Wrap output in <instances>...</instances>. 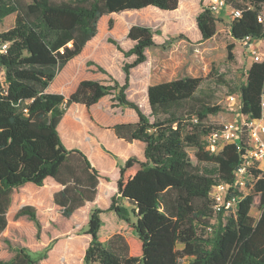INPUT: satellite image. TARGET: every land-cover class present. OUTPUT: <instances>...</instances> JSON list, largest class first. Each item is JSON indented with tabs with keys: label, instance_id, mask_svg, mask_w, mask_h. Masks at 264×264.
Instances as JSON below:
<instances>
[{
	"label": "trees",
	"instance_id": "1",
	"mask_svg": "<svg viewBox=\"0 0 264 264\" xmlns=\"http://www.w3.org/2000/svg\"><path fill=\"white\" fill-rule=\"evenodd\" d=\"M223 1L224 10L233 12V39H264V0ZM203 2L196 21L206 41L217 35L219 19ZM179 5L180 0H0V24L15 16L13 27L0 33V45L7 44L0 52V237L9 225L14 190L27 184L43 187L48 178L59 184L53 201L67 218L97 199L100 173L82 150L66 147L60 125L73 105L89 109L117 93L120 106L133 109L139 119L111 129L126 143H145L144 160L132 156L125 161L109 208L127 224L129 235L101 236L104 211L93 210L84 264H264V170H250L246 193L234 188L245 150L235 144L217 154L206 150L207 137L222 129L209 118L224 109L198 96L205 79L184 76L150 86L149 114L127 98L131 70L145 63L147 50L156 46L152 27L132 26L127 38L133 47L127 52L110 39L126 58L135 57L123 67L124 85L84 80L69 96L48 91L98 32L102 37V17L149 7L171 12ZM227 49L228 59L234 60L235 44ZM63 86L57 80L51 88ZM236 92L239 113L259 118L264 62L251 64ZM247 147L243 138L242 148ZM220 183L231 185L241 198L235 213L216 214L211 193ZM257 197L259 217L254 218ZM21 216L37 220L36 209L24 206ZM216 216L218 226L212 224ZM46 257L47 251L34 256L18 248L2 264H37Z\"/></svg>",
	"mask_w": 264,
	"mask_h": 264
},
{
	"label": "rangeland",
	"instance_id": "2",
	"mask_svg": "<svg viewBox=\"0 0 264 264\" xmlns=\"http://www.w3.org/2000/svg\"><path fill=\"white\" fill-rule=\"evenodd\" d=\"M182 3L181 9L177 11H160L150 7L141 11L104 16L101 23L102 37L98 36L94 47L87 51L84 58H76L69 63L56 80L60 78L66 84L69 83L68 79L74 78V84L77 83V86L80 82L91 79L99 80L104 85H113L115 81L124 85L123 67L127 63H132L135 57L126 58L110 39L127 52L132 47L127 38L132 26L146 24L156 32L154 36L156 46L147 50L145 63L131 70L129 88L126 90L127 98L134 103L136 100L142 101V104H139L141 109L148 111L150 108L145 101L150 86L184 76L201 77L205 80L198 96L224 109L221 113L211 116L210 123L221 125L227 121L237 122L240 119L234 116L235 106L230 104L229 97L238 95L236 91L246 81L247 70L253 63L248 52L249 46L232 38L229 26L233 12L228 8L216 14L219 19L216 38L203 45L198 37L200 31L196 21L202 4L200 0H182ZM188 6L193 7L194 14L185 16ZM14 21V15L5 19L0 24V33L13 27ZM231 44H235V59L232 61L228 59L227 49ZM249 45L264 52V39L249 42ZM210 52L211 58L203 60V54ZM100 67L106 72H101ZM52 85L49 92L60 93L51 91ZM77 86L70 85L61 92L64 91L65 95L69 96ZM116 95L117 93L104 98L89 112L85 107L69 108L60 125L66 147L82 150L99 171L98 200L67 218L54 204L53 196L57 188L51 181L45 183L43 187L27 184L14 190L8 216L9 225L0 237V264L11 259L18 248H26L34 256L47 251L46 259L37 264H84V256L91 242V237L87 234L88 224L93 210L96 209L104 211L101 215L104 222L100 230L101 236L111 237L120 232L126 234L127 224L114 212H110L109 208L117 194V182L120 169L125 163L124 159L129 158L132 151L123 158L127 152L125 147L127 144L119 141L111 128L116 124L130 123L127 117L129 111L137 113L131 108L120 106ZM135 151L138 157L143 158L144 144L138 143ZM190 155L197 164L194 151L191 150ZM261 166L264 169V162ZM244 192L247 193L248 190L245 189ZM123 205L129 204L124 201ZM258 205L257 197L251 211L254 218L259 217ZM24 206L36 209L37 220H32L28 216L17 217L19 210ZM131 217L135 222L134 215ZM219 221L220 217L216 216L212 224L218 226ZM186 262L182 260L181 263Z\"/></svg>",
	"mask_w": 264,
	"mask_h": 264
},
{
	"label": "built area",
	"instance_id": "3",
	"mask_svg": "<svg viewBox=\"0 0 264 264\" xmlns=\"http://www.w3.org/2000/svg\"><path fill=\"white\" fill-rule=\"evenodd\" d=\"M210 10L218 14L226 7L223 0H212L209 5ZM238 16V13H235ZM248 48V52L253 62H264V52H260L256 47L253 48L249 42L254 41L251 37H247L242 41ZM7 50V44L0 45V52ZM229 102L233 106L234 116L240 120L237 122L227 121L222 123V129L207 137L206 150L217 154L223 150L226 145L235 144L238 150H245L242 156L241 165L235 172L236 185L241 191L246 189L247 177L252 169L264 170L261 164L264 162V94L261 99V116L259 118H250L239 113L241 103L238 95H230ZM243 138L247 141L248 147L242 148ZM231 191V185L220 183L214 186L211 196L214 200V209L217 215L221 213H235L237 205L241 198Z\"/></svg>",
	"mask_w": 264,
	"mask_h": 264
},
{
	"label": "crops",
	"instance_id": "4",
	"mask_svg": "<svg viewBox=\"0 0 264 264\" xmlns=\"http://www.w3.org/2000/svg\"><path fill=\"white\" fill-rule=\"evenodd\" d=\"M211 1L212 0H204V2H203V5L204 6H206V7H208L210 4H211ZM208 3H209V5H208ZM182 0H180V5H179V10L181 9V6H182ZM200 4H201V0H200ZM208 5V6H207ZM202 7V6H201ZM150 8V7H149ZM147 9V8H146ZM177 9V10H178ZM193 7L192 6H188V7H186V12H185V16H187V15H190L191 13H192V15L194 14L193 13ZM144 10V9H143ZM158 10V9H157ZM176 10V11H177ZM141 11V10H140ZM201 11H202V9H201ZM123 14H125V13H127V11L126 12H122ZM120 14V13H119ZM110 15H117V14H110ZM109 16V15H108ZM103 18V17H102ZM102 18H101V20H102ZM100 20V21H101ZM99 24H100V22H99ZM99 33V32H98ZM218 34V33H217ZM97 36H98V34H97ZM96 36V37H97ZM217 36V35H216ZM216 36L214 37V38H212V39H210V40H206V41H202V36H201V33H200V36L198 35V37L200 38V41L201 42H203L202 44L203 45H205V44H208L209 42H211L213 39H215L216 38ZM93 38L87 45H86V47L84 48V50H83V52L79 55V56H77L76 58H84V57H82L83 56V54L84 53H86L87 54V51L91 48H93L94 47V42H95V40H97L98 39V37L97 38ZM129 42L132 44V47H133V43L129 40ZM93 45V46H92ZM131 47V48H132ZM214 51V50H213ZM147 54V53H146ZM210 54H212V52H210V53H205V55L203 54V60H209L210 58H211V56H209ZM75 58V59H76ZM205 58H208V59H205ZM75 59H73L71 62H73ZM71 62H69V63H71ZM68 63V64H69ZM67 64V65H68ZM58 77V76H57ZM58 80V82L60 81H62V79H60V78H58L57 79ZM57 80L55 79V81H54V84H55V82H57ZM74 78H71V79H68V81H69V83H66L65 84V82H64V86L63 87H55L53 90H51V91H54V92H59L60 91V93L59 94H63V95H65V93H64V91L63 92H61L62 90H66V89H68L69 88V86L70 85H72V86H77V83H75L74 84ZM91 80H96V79H91ZM97 81H99V80H97ZM63 82V81H62ZM80 84V83H79ZM79 84H78V86H79ZM52 85V84H51ZM78 86H77V88H78ZM50 88V87H49ZM76 88V89H77ZM55 90H58V91H55ZM48 91H49V89H48ZM76 91V90H75ZM74 91V92H75ZM73 92V93H74ZM146 94H147V97H146V101H145V103L147 104V106H149V102H148V90H147V92H146ZM71 95V94H70ZM66 96V95H65ZM112 96V95H111ZM108 97V96H107ZM104 98H106V97H104ZM103 98V99H104ZM103 99H101V100H103ZM100 100V101H101ZM100 101H99V103H100ZM98 103V104H99ZM136 103L139 105V104H142V101L140 102V100H136ZM98 104H96V105H98ZM95 105V106H96ZM74 106H79V107H85V106H83V105H73L72 107H74ZM95 106H93V107H95ZM140 106V105H139ZM93 107H91V108H89V109H87L86 107V109L88 110V112L91 110V109H93ZM141 107V106H140ZM143 112H145L146 114H149L150 113V109L148 110V111H143ZM127 117H129V121H131L130 123H135V122H137L138 121V116H137V114H135V113H133V112H128L127 113ZM64 120V119H63ZM62 123H63V121H62ZM62 134V133H61ZM63 138V137H62ZM119 141H121L123 144H127V146H125L126 147V149H127V152L125 153V156L123 157V158H125L126 156H127V154L129 155V152L131 153V151H132V154L129 156V158L130 157H132V156H137V153H136V151H135V148L137 147V144L138 143H143V142H140V141H135V142H133V143H126V142H124L123 140H120V139H118ZM64 141V140H63ZM144 144V150H145V143H143ZM138 157V156H137ZM139 159H141V160H144V156H143V158H140V157H138ZM128 158L126 157L124 160L126 161ZM263 164V163H262ZM48 181H51L55 186H56V188H57V192L59 191V190H61V186L59 185V184H57L54 180H52L51 178H48L46 181H45V183H47ZM100 186V185H99ZM117 191H118V189H117ZM99 188H98V195H97V199L94 201V202H92V203H88L87 205H90V204H93V203H95L97 200H98V196H99ZM54 197V196H53ZM86 205V206H87ZM84 208V207H83ZM82 209V208H81ZM80 210V209H79ZM78 210V211H79ZM77 211V212H78ZM9 212H10V210H9ZM9 214V213H8Z\"/></svg>",
	"mask_w": 264,
	"mask_h": 264
},
{
	"label": "water",
	"instance_id": "5",
	"mask_svg": "<svg viewBox=\"0 0 264 264\" xmlns=\"http://www.w3.org/2000/svg\"><path fill=\"white\" fill-rule=\"evenodd\" d=\"M159 10V9H158ZM161 11V10H160Z\"/></svg>",
	"mask_w": 264,
	"mask_h": 264
}]
</instances>
